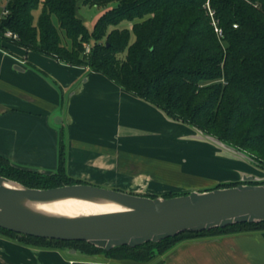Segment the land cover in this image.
<instances>
[{"label": "trees", "instance_id": "trees-1", "mask_svg": "<svg viewBox=\"0 0 264 264\" xmlns=\"http://www.w3.org/2000/svg\"><path fill=\"white\" fill-rule=\"evenodd\" d=\"M5 1L1 49L13 43L98 72L167 119L243 152L264 171V0H81L82 5L108 8L92 31L76 15L77 0ZM207 2L221 37L206 14ZM36 10L40 11L35 18ZM124 21L131 24L130 30L117 28ZM7 31L17 38L6 37ZM85 45L90 47L88 54ZM122 52L125 56L120 59ZM0 176L36 189L85 184L65 174L62 142L55 173L20 169L0 156ZM255 231H264V221L184 232L157 243L110 251L87 242L25 236L2 228L0 235L31 246L148 262L156 255L153 249L161 255L184 240Z\"/></svg>", "mask_w": 264, "mask_h": 264}, {"label": "crops", "instance_id": "crops-1", "mask_svg": "<svg viewBox=\"0 0 264 264\" xmlns=\"http://www.w3.org/2000/svg\"><path fill=\"white\" fill-rule=\"evenodd\" d=\"M193 136L98 72L13 43L0 48V156L12 166L53 174L62 142L68 177L131 194L145 177L151 193L187 177ZM0 264H264V231L184 240L148 262L83 256L0 235Z\"/></svg>", "mask_w": 264, "mask_h": 264}, {"label": "water", "instance_id": "water-1", "mask_svg": "<svg viewBox=\"0 0 264 264\" xmlns=\"http://www.w3.org/2000/svg\"><path fill=\"white\" fill-rule=\"evenodd\" d=\"M198 134L201 139L252 163L243 152L213 137ZM243 181L244 184L234 187L192 191L171 198H150L90 184L29 188L0 176V228L25 236L87 242L104 251L120 246L135 248L184 232L264 221V184H249L250 178ZM63 199L109 201L121 210L70 218L41 214L27 207L28 202Z\"/></svg>", "mask_w": 264, "mask_h": 264}, {"label": "rangeland", "instance_id": "rangeland-1", "mask_svg": "<svg viewBox=\"0 0 264 264\" xmlns=\"http://www.w3.org/2000/svg\"><path fill=\"white\" fill-rule=\"evenodd\" d=\"M4 2V0H0V8L5 5ZM107 9L108 8L89 7L87 5H82L81 0H77L76 2V15L79 19H81V21L89 31H92L95 22ZM39 11L40 10H36L33 12L35 18L39 15ZM53 21L56 23L55 19H53ZM130 27L131 24L126 21L120 23L117 26L118 29L125 28L128 30H130ZM133 39L134 37L131 34L129 42L131 43ZM124 56L125 52H122L119 55V58L122 59L124 58ZM190 129L193 131L194 136L193 138H190L191 140H193V145H190L187 148V151L192 153V155H189L187 158V177H185V179L183 180H180V182L176 183V185H173L172 188L164 187L162 189H157V191H153L151 193L145 192L147 188V180L145 179V177H140L136 179L137 181L136 183H134V188L139 191V193L134 192L136 195H144L145 197L150 198H171L185 195L192 191H208L214 188H219L226 184H244L245 182L243 181V179L245 178H250L251 181H249L248 183H254L255 185L264 183L263 170L256 167L250 161L239 156L238 154L229 152L226 149L216 145L215 143L207 141L206 139H201L200 137H198V132L194 131L192 128ZM182 147L183 145L179 146L178 152L182 150L180 149ZM129 191V193L132 192L131 190ZM225 235L228 234L220 236ZM220 236L206 237L204 239L218 238ZM169 246L171 245L169 244ZM62 250L69 251L67 247ZM152 251L156 253L155 256L159 255L157 254L156 249H153ZM82 255L88 256L87 254Z\"/></svg>", "mask_w": 264, "mask_h": 264}, {"label": "bare ground", "instance_id": "bare-ground-1", "mask_svg": "<svg viewBox=\"0 0 264 264\" xmlns=\"http://www.w3.org/2000/svg\"><path fill=\"white\" fill-rule=\"evenodd\" d=\"M27 207L41 214L70 218L121 210L119 206L109 201L87 202L76 199L56 200L48 203L28 202Z\"/></svg>", "mask_w": 264, "mask_h": 264}, {"label": "built area", "instance_id": "built-area-1", "mask_svg": "<svg viewBox=\"0 0 264 264\" xmlns=\"http://www.w3.org/2000/svg\"><path fill=\"white\" fill-rule=\"evenodd\" d=\"M205 8H206V14L211 20V25L213 26L214 32L216 33L217 37H221V33L222 32H221V29L218 26L217 20L215 19V12L210 8L208 2L206 3ZM6 15H7V10L3 6L0 9V20ZM5 36L8 37V38H13V39L17 38V36L15 34L11 33L10 31H7L5 33ZM84 48H85L84 53L88 54L90 52V47L88 45H85Z\"/></svg>", "mask_w": 264, "mask_h": 264}]
</instances>
